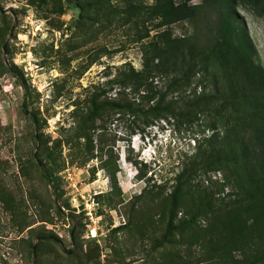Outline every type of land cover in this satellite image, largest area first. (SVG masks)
Listing matches in <instances>:
<instances>
[{"label": "rangeland", "instance_id": "374dc122", "mask_svg": "<svg viewBox=\"0 0 264 264\" xmlns=\"http://www.w3.org/2000/svg\"><path fill=\"white\" fill-rule=\"evenodd\" d=\"M74 1L0 0V264H213L190 243L203 219L162 240L164 197L194 147L184 123L159 120L131 136L135 118L100 115L79 134L90 92L125 62L140 68L141 52L120 23L78 22ZM238 13L264 67V16Z\"/></svg>", "mask_w": 264, "mask_h": 264}, {"label": "trees", "instance_id": "16d2710c", "mask_svg": "<svg viewBox=\"0 0 264 264\" xmlns=\"http://www.w3.org/2000/svg\"><path fill=\"white\" fill-rule=\"evenodd\" d=\"M193 1H74L78 22L120 23L141 52L140 68L125 62L90 92L79 134L87 137L100 115L116 122L135 118L126 127L131 136L159 120L184 123L194 147L182 154L164 197L162 240L203 219L190 243L200 245L204 261L264 264V67L238 13L244 6L262 17L264 0ZM180 22L177 34L173 25ZM8 71L26 90L18 69ZM38 164L50 182L40 158Z\"/></svg>", "mask_w": 264, "mask_h": 264}, {"label": "built area", "instance_id": "2783aa9c", "mask_svg": "<svg viewBox=\"0 0 264 264\" xmlns=\"http://www.w3.org/2000/svg\"><path fill=\"white\" fill-rule=\"evenodd\" d=\"M93 229H94L95 231H97L96 227H94ZM93 229H92V230H93ZM92 230H90V235H91V237H95V236H96V232H95V234H93V233H92ZM87 237H89L88 234H87Z\"/></svg>", "mask_w": 264, "mask_h": 264}, {"label": "bare ground", "instance_id": "6f19581e", "mask_svg": "<svg viewBox=\"0 0 264 264\" xmlns=\"http://www.w3.org/2000/svg\"><path fill=\"white\" fill-rule=\"evenodd\" d=\"M92 233L95 234V230L94 229L92 230Z\"/></svg>", "mask_w": 264, "mask_h": 264}]
</instances>
